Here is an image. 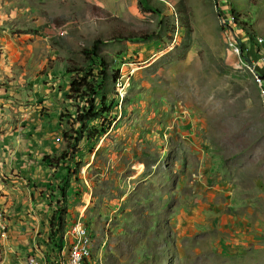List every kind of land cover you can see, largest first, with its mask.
Masks as SVG:
<instances>
[{
	"label": "rangeland",
	"instance_id": "374dc122",
	"mask_svg": "<svg viewBox=\"0 0 264 264\" xmlns=\"http://www.w3.org/2000/svg\"><path fill=\"white\" fill-rule=\"evenodd\" d=\"M129 33L152 38H114ZM96 40L111 110L68 149ZM262 43L264 0H0L1 113L55 137L65 197L56 171L40 194L62 234L83 224L103 264H264Z\"/></svg>",
	"mask_w": 264,
	"mask_h": 264
},
{
	"label": "crops",
	"instance_id": "0c3cea01",
	"mask_svg": "<svg viewBox=\"0 0 264 264\" xmlns=\"http://www.w3.org/2000/svg\"><path fill=\"white\" fill-rule=\"evenodd\" d=\"M0 104H4L1 94ZM1 112L0 107V124L8 130L0 131V264H23L33 257L41 264H59L57 253L43 259V251L50 250L46 244L52 209L40 192L51 185L46 178L52 172L61 176L62 163L55 164L58 169L53 165L55 169L43 160L58 155L61 149L53 134L23 132L17 125L20 119L16 123ZM4 116L7 118L2 120ZM13 123L17 126H11ZM81 207L82 211L86 208Z\"/></svg>",
	"mask_w": 264,
	"mask_h": 264
},
{
	"label": "trees",
	"instance_id": "16d2710c",
	"mask_svg": "<svg viewBox=\"0 0 264 264\" xmlns=\"http://www.w3.org/2000/svg\"><path fill=\"white\" fill-rule=\"evenodd\" d=\"M114 38L131 42H146L150 40L152 36L129 33L126 35H118ZM102 44V41L96 40L91 51L92 57H94L95 60L99 61L100 64H102L99 68V71L95 72L93 75H77L70 85L69 95L67 96V98L69 100L74 98V96L77 99L82 98L84 100V104L81 108H77L75 116L72 117L74 124L78 126V129L74 132V137L68 136L67 134L63 136V138L67 140V142L70 141V145L69 143L67 144L68 149L74 147L75 144L80 141V139L83 137V131H85L86 129H88L86 138L93 144H95V142L104 133V129L100 128L99 130L96 124L90 127V123L96 122L101 115L109 113L111 110L110 107H106L105 101H103L104 99L99 104L100 108L98 103L96 102L99 92L103 90V88L109 83L108 65L104 62V60H102L100 53H98L99 47ZM47 160L48 159H46V161ZM55 164L58 165L59 163ZM63 167L60 173L61 176H59H63V183H61L62 187H57V190L60 196L65 197V190L67 187L66 177L68 174L67 169L69 167L68 165L64 168ZM64 226V214L61 213L59 209H56L49 218V237L46 245L50 246V250H47V252L43 251L44 258L47 259L51 254L60 252L63 249L65 232L64 234L62 233L64 231Z\"/></svg>",
	"mask_w": 264,
	"mask_h": 264
},
{
	"label": "built area",
	"instance_id": "2783aa9c",
	"mask_svg": "<svg viewBox=\"0 0 264 264\" xmlns=\"http://www.w3.org/2000/svg\"><path fill=\"white\" fill-rule=\"evenodd\" d=\"M224 22L227 26L231 27V25L234 24V18L229 17L227 20L224 19ZM237 42L238 41L236 40L235 43ZM235 45L236 44H234V47H236ZM236 51L238 52L237 48H236ZM259 85L261 89L262 105L264 107V79L263 78L260 79ZM65 239H68L71 242H70V246L68 249V254L65 256L62 253H60L61 257H60L59 264H103L100 259L98 260L97 258H95L94 253H93V241L91 238V234L88 231V229L80 222L75 223L65 233ZM23 264H41V263H39L38 260L33 257V258H28L26 262Z\"/></svg>",
	"mask_w": 264,
	"mask_h": 264
}]
</instances>
